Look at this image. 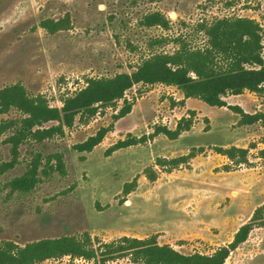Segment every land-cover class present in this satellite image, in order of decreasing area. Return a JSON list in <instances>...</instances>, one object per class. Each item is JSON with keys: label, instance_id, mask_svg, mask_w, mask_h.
<instances>
[{"label": "rangeland", "instance_id": "rangeland-1", "mask_svg": "<svg viewBox=\"0 0 264 264\" xmlns=\"http://www.w3.org/2000/svg\"><path fill=\"white\" fill-rule=\"evenodd\" d=\"M158 11L169 20L168 28L146 24V16ZM226 15L256 19L264 33V0H0V89L22 85L30 97L42 96L51 107L60 108L63 99L85 87L89 78L130 73L152 53L175 51L178 37L192 46H206L198 24ZM65 17L69 29L51 33L42 26L45 19ZM177 91L161 83L136 84L122 99L100 105L95 115L78 114L64 133L42 141L24 140L16 158L10 141L15 126L8 127L0 134V166L9 161L15 165L0 173V241L24 245L88 233L96 246L124 235H157L158 242L183 253L211 254L226 245L235 232V221L227 223L225 218L235 214L236 195H255L256 205L264 200V164L259 157L264 126L260 122L239 125L228 107L193 98L190 104L199 111L192 115L191 129L176 139L164 133L152 136L157 127L175 129L182 117L190 116V109L176 104ZM227 101L250 112L264 110V96L253 92L230 95ZM127 102L132 110L117 119ZM25 116L11 106L0 114V124ZM58 123L51 120L44 127ZM108 127L93 150L77 148ZM142 137V142L108 151L119 140ZM214 145H255L250 148L251 163L232 164L226 170L231 162L217 155ZM200 146L205 152L191 168L156 167L155 181L144 174L157 157H176ZM56 153L63 154L65 174L56 167ZM35 163V186L28 192L13 190L11 181ZM135 178V189L125 195L124 184ZM237 181L245 183L239 187ZM92 262L64 256L37 264ZM105 264L139 263L125 256ZM225 264H264V226L254 228Z\"/></svg>", "mask_w": 264, "mask_h": 264}, {"label": "trees", "instance_id": "trees-1", "mask_svg": "<svg viewBox=\"0 0 264 264\" xmlns=\"http://www.w3.org/2000/svg\"><path fill=\"white\" fill-rule=\"evenodd\" d=\"M146 24L169 27V20L161 12H153L146 16ZM42 26L51 33L69 29L68 18L45 19ZM198 31L207 38L206 46H192L178 37V48L173 52H156L143 59L132 72L117 73L111 77H91L87 85L73 95L63 99L62 107H51L42 96L30 97L22 85H13L0 89V114L11 106L22 110L26 116L19 120H7L0 124V134L8 127L15 126L10 135L13 142V154H19L21 142L28 138L42 141L56 133H64V127L74 124L78 114L93 116L100 105H106L122 99L127 90L134 85L162 83L177 87L184 99L197 98L211 106L228 107L240 115L239 125L260 122L264 126V110L254 113L245 111L238 104H229L226 97L243 94L246 91L264 96V33L261 24L246 16H223L211 22L202 21ZM176 104H184L185 100ZM132 110V103L127 102L116 118L124 117ZM182 117L175 129L166 126L157 127L152 136L164 133L176 139L193 125L192 115ZM57 120V125L44 127V124ZM111 129L102 128L96 135L77 146L80 151H91L102 142ZM140 139H122L112 145L108 151L113 152L123 147L144 141ZM255 145H251V147ZM237 145H214L212 150L227 157L231 164L225 165L230 170L233 165H249L250 148ZM205 152V147H193L187 154L176 157H157L155 164L145 169L144 174L151 181L157 180L160 169L172 171L185 166L191 168L192 160ZM56 167L66 173L63 154L53 155ZM264 164V149L259 151ZM52 157L49 158L51 160ZM14 160V159H13ZM15 162H5L0 166V173L14 167ZM38 164L13 179L12 189L22 192L30 191L37 182ZM137 185V179L126 182L123 193L128 195ZM264 226V202L258 205L250 219L242 224L231 242L218 247L211 254L183 253L171 244H160L157 235L145 238L124 235L111 242H101L96 246L91 235L84 237L63 235L47 237L20 245L15 241H0V264H37L49 259L64 256L81 257L93 261L92 264H105L119 257H129L139 264H225L231 252L244 243L251 231Z\"/></svg>", "mask_w": 264, "mask_h": 264}, {"label": "crops", "instance_id": "crops-1", "mask_svg": "<svg viewBox=\"0 0 264 264\" xmlns=\"http://www.w3.org/2000/svg\"><path fill=\"white\" fill-rule=\"evenodd\" d=\"M161 84H162V83H161ZM167 87H172V86H168V85H167ZM174 87H175V86H174ZM175 88H177V87H175ZM177 89H178V88H177ZM177 92L179 93V97L177 98V100H178V101L183 100V99H184V95H183V93H182L179 89H178ZM247 92H249V91H246L245 93H243V94H239V95H237V96H242V95L246 94ZM191 99H193V98H187V99H184V100H185V101H184V104H183V105L180 104V105L183 106V107H185V108H187V109H190V110H197V111H199V109H197V108L191 106V104H190ZM226 100H228V97H226ZM227 102H228V101H227ZM228 103H229V102H228ZM229 104H230V103H229ZM238 105H240L245 111L250 112L249 110L246 109V107H245L244 105H242V104H238ZM256 111H257V110H254L253 112H250V113H254V112H256ZM235 114H236V120L239 121V119H240V115L237 114V113H235ZM242 147H246V146L244 145V146H242ZM217 155H221V154H217ZM222 156H224V155H222ZM197 157H198V156H196L193 160H195ZM193 160H192V162H193ZM191 164H192V163H191ZM242 183H243V184H242ZM244 183H245V182L237 181V182L235 183V185L241 187V186L244 185ZM241 184H242V185H241ZM253 194H254V193H253ZM252 196H254V197L252 198ZM255 199H256L255 195H252V194H250V193H246V194H242V195H239V194L236 195V197H235V204L237 205V208H235V214L229 215V216H227V217L225 218V220H226L227 223H231L232 221H235V232L232 234V237H231V239L228 241V243L231 242V241L233 240V238H234V234L237 232V230L239 229V227H240L242 224H244V223L246 222V220L250 219V217L252 216V214H253L255 208H256L258 205H260V204H262V203L264 202V200H263L262 202H260L259 204L256 205V202L254 201ZM248 208H249V210H247ZM242 219H243V222H241L240 225L238 226V225H237L238 221H240V220H242ZM244 219H246V220H244ZM236 225H237V226H236ZM159 243H160V242H159ZM160 244H162V243H160ZM165 244H168V243H165ZM219 247H220V246H219ZM217 248H218V247H217ZM217 248H215L212 252H214ZM236 249H237V248H236Z\"/></svg>", "mask_w": 264, "mask_h": 264}]
</instances>
